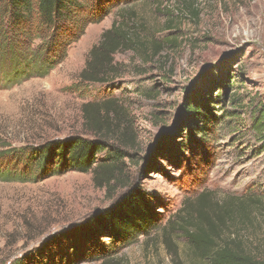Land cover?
Here are the masks:
<instances>
[{"label":"rangeland","instance_id":"1","mask_svg":"<svg viewBox=\"0 0 264 264\" xmlns=\"http://www.w3.org/2000/svg\"><path fill=\"white\" fill-rule=\"evenodd\" d=\"M78 1L90 8L95 2ZM123 6L135 11L138 34L159 42L149 50L156 57L120 50L115 79L79 83L89 49L116 17L112 7L45 75L8 82L0 73V264H209L171 228L185 199L213 191L211 200L222 202L251 192L264 205V0H127ZM234 83L242 84L239 90ZM112 97L136 136L118 181L96 187L90 172L74 170L36 181L12 177L21 161L6 157V149L70 136L95 139L81 106ZM192 104L203 117L189 111ZM130 184L151 196L158 230L117 247L104 233L91 243L63 239L115 206ZM258 213L246 242L264 255V211Z\"/></svg>","mask_w":264,"mask_h":264},{"label":"trees","instance_id":"2","mask_svg":"<svg viewBox=\"0 0 264 264\" xmlns=\"http://www.w3.org/2000/svg\"><path fill=\"white\" fill-rule=\"evenodd\" d=\"M126 3L127 0H95L90 8L78 0H0V73L8 82L15 76L45 75L66 58L70 46L84 34L88 24L96 23L116 7L115 19L102 32L98 44L89 49L78 75L79 83L112 81L116 77L114 55L118 51L137 49L150 55V48L159 45L138 34L135 11L123 6ZM157 55L155 51L150 57ZM232 85L239 90L242 84ZM228 96L239 99L238 92ZM188 109L203 117L198 105ZM81 115L95 139L70 136L8 148L6 157L21 161L19 172L12 173V177L36 181L74 170L90 172L96 187H110L118 181L125 158L136 147V136L128 126L120 100L112 97L85 102ZM255 125L263 130L260 122ZM99 153L103 155L97 158ZM213 194L201 191L192 202L186 198L173 215L176 219L171 220V228L176 227L194 255L209 264H264L258 244L251 239L246 242L247 230L255 225L258 212L263 216L262 197L246 192L226 195L222 202H215L211 200ZM155 214L151 196L130 184L129 192L115 206L91 216V223L62 237L70 242L86 239L91 243L98 233H104L113 246H126L159 229ZM43 254V249L34 252L35 257ZM23 261L17 262L24 264Z\"/></svg>","mask_w":264,"mask_h":264}]
</instances>
